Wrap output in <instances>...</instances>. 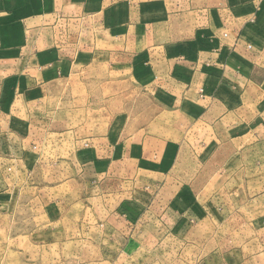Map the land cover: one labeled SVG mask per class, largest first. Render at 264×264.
Masks as SVG:
<instances>
[{
	"label": "crops",
	"instance_id": "crops-1",
	"mask_svg": "<svg viewBox=\"0 0 264 264\" xmlns=\"http://www.w3.org/2000/svg\"><path fill=\"white\" fill-rule=\"evenodd\" d=\"M186 146L218 176L264 160V0H0V181L19 173L44 216L68 164L91 193L175 208Z\"/></svg>",
	"mask_w": 264,
	"mask_h": 264
},
{
	"label": "rangeland",
	"instance_id": "rangeland-1",
	"mask_svg": "<svg viewBox=\"0 0 264 264\" xmlns=\"http://www.w3.org/2000/svg\"><path fill=\"white\" fill-rule=\"evenodd\" d=\"M81 124L83 134L87 125ZM189 149L173 172L177 185L186 186L177 194L188 190L186 198L168 209L150 190L128 185L118 192L115 181L91 193L73 180L68 164L60 202L46 217L45 202L31 200L26 184L16 185L22 179L13 183L22 176L6 171L0 181V264H264V160L241 159L238 168L236 161V176L226 162L218 176L224 162L199 159L200 146Z\"/></svg>",
	"mask_w": 264,
	"mask_h": 264
}]
</instances>
